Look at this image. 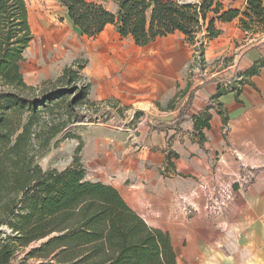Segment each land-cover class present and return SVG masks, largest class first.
<instances>
[{"label": "crops", "instance_id": "0c3cea01", "mask_svg": "<svg viewBox=\"0 0 264 264\" xmlns=\"http://www.w3.org/2000/svg\"><path fill=\"white\" fill-rule=\"evenodd\" d=\"M98 3L117 11L111 0ZM221 25L234 26L235 20ZM107 27L116 33L107 25L95 37H79L97 38ZM119 38L132 48L103 54L96 66L82 65L90 79L87 99L113 100L145 117L124 132L99 125L80 130L78 159L86 179L115 188L149 227L168 234L176 264H264V66L254 69L264 59V43L204 81L194 77V85L186 87L192 46L183 36L179 45L163 37L144 47ZM232 84L237 89L229 91ZM184 106L185 115L176 123ZM204 112L211 120L200 146L192 118ZM78 143L72 145L73 155ZM245 171L253 174L252 181L245 189L234 185L235 198L222 214L208 218L176 210L175 195L189 192L198 180L233 182Z\"/></svg>", "mask_w": 264, "mask_h": 264}, {"label": "trees", "instance_id": "16d2710c", "mask_svg": "<svg viewBox=\"0 0 264 264\" xmlns=\"http://www.w3.org/2000/svg\"><path fill=\"white\" fill-rule=\"evenodd\" d=\"M111 1L117 6L115 14L98 0H55L64 10V21L79 36L95 37L107 25H113L120 37H129L135 45L144 47L177 32L200 56L205 45L199 41L196 47V38H217L221 34L218 23L238 19L245 31L264 22L261 0H246L241 12L224 5L223 0L195 4H180L177 0ZM32 39L26 0H0V205L11 208L0 222L11 230V235L0 238V264H9L16 250L36 242L39 244L27 256L39 260L38 264H176L168 234L149 227L115 188L86 179L78 159L80 137L68 136L79 143L71 165L63 170L43 171L40 166L25 162L30 126L40 107L49 103L52 108L56 100L72 95L66 120L47 128V146L73 121L72 107L95 105L87 99L90 85L83 83L78 88L75 84L82 78V65H77L76 70L74 66L66 67L46 95L22 94L33 91L21 72L24 53ZM261 66L264 59L254 69ZM70 83L74 86L69 87ZM235 89L237 84L228 88ZM17 109H25L30 115L21 128L11 127L6 119L7 113ZM185 111L186 106L176 123L183 119ZM192 120L198 143L203 146V130L210 127L211 115L204 112ZM9 156L18 158L11 161V174L2 163ZM173 156L177 157L174 153ZM2 192L12 193L13 197L5 199Z\"/></svg>", "mask_w": 264, "mask_h": 264}, {"label": "rangeland", "instance_id": "374dc122", "mask_svg": "<svg viewBox=\"0 0 264 264\" xmlns=\"http://www.w3.org/2000/svg\"><path fill=\"white\" fill-rule=\"evenodd\" d=\"M201 1L177 0L180 4H195ZM245 1L223 0V3L241 12L245 9ZM261 1L264 9V0ZM26 2L33 39L24 53L21 72L25 84L32 87L33 91H26L22 94L46 95L48 90L56 85L52 83L56 81L66 67L74 66L76 70L77 65H84L85 67L88 61L94 62L96 66L98 57L101 55L109 52L110 56L114 55L113 52L119 55L123 53L120 51H128L132 48V43L126 39H120L113 27H107L106 31L97 38H80L64 21L63 9L54 0H26ZM217 27L220 29L221 34L216 42L210 40L212 45L209 50L206 47H208L210 41L202 40V35L196 38V47L199 46V41H203L205 45L206 50L203 56H200L198 52H194V46L190 48L192 59L185 65L184 80L187 81L186 87L194 85V82L191 81L194 77H196V80L204 81L211 75L230 66L246 49L264 43V22L253 25L252 29L245 31L240 28L238 19L235 20L234 26L227 27V25L218 23ZM165 38L167 42L172 41L173 44L178 45L182 40V36L178 33ZM186 45L190 46L188 43ZM80 75L82 78L75 83L78 88L83 83L90 82L86 74L84 75L81 72ZM72 86H74V83H70L69 87ZM71 98L72 95H67L64 99L56 100L52 104V108L49 103L40 107L38 116L30 126V141L28 149L24 152L25 162L38 165L43 171L63 170L69 166L70 158L74 157L72 145L78 142V140L68 136L79 137L80 130L89 125L108 126L116 131L124 132L131 129V125L136 120L145 117V113L132 108H121L113 100L98 102L89 99L90 103L95 105L78 104L72 107L70 112L72 110L73 121H70L60 133L51 139L47 146H44V136L47 134L48 126L66 120L67 103ZM29 116V112L25 109H17L7 113L6 119H8L11 127L21 128L27 122ZM34 134H37V136H34ZM72 141L75 142L72 143ZM16 159L18 158L15 156H9V159L3 160L4 170L8 174L13 172L14 167L11 161ZM238 176H234L233 181ZM1 195L6 197L5 199L10 198L9 196L13 197L12 193L2 192ZM17 208H19V205L16 206ZM9 209L11 208L0 205V222L5 219ZM8 235H11V230L5 222L0 223V238ZM38 244L39 242L32 243L26 248L16 250L9 264H38L39 260L27 256L28 252Z\"/></svg>", "mask_w": 264, "mask_h": 264}, {"label": "built area", "instance_id": "2783aa9c", "mask_svg": "<svg viewBox=\"0 0 264 264\" xmlns=\"http://www.w3.org/2000/svg\"><path fill=\"white\" fill-rule=\"evenodd\" d=\"M253 179V174L245 171L233 182H227L219 178L212 181L200 179L196 187L186 193H178L174 197L176 210L185 216L203 214L208 218L218 216L224 212L235 198L234 185L245 189ZM201 201V206L198 205Z\"/></svg>", "mask_w": 264, "mask_h": 264}]
</instances>
